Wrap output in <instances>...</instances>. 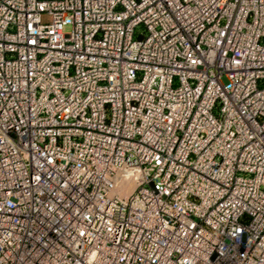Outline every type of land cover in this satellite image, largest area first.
<instances>
[{
	"label": "built area",
	"instance_id": "obj_1",
	"mask_svg": "<svg viewBox=\"0 0 264 264\" xmlns=\"http://www.w3.org/2000/svg\"><path fill=\"white\" fill-rule=\"evenodd\" d=\"M0 264H264V0H0Z\"/></svg>",
	"mask_w": 264,
	"mask_h": 264
},
{
	"label": "rangeland",
	"instance_id": "obj_2",
	"mask_svg": "<svg viewBox=\"0 0 264 264\" xmlns=\"http://www.w3.org/2000/svg\"><path fill=\"white\" fill-rule=\"evenodd\" d=\"M40 21L42 24H47V23H49V17L46 15H42L40 18ZM62 30H63V32H66V31H68V27H64Z\"/></svg>",
	"mask_w": 264,
	"mask_h": 264
},
{
	"label": "bare ground",
	"instance_id": "obj_3",
	"mask_svg": "<svg viewBox=\"0 0 264 264\" xmlns=\"http://www.w3.org/2000/svg\"><path fill=\"white\" fill-rule=\"evenodd\" d=\"M125 189V188H124Z\"/></svg>",
	"mask_w": 264,
	"mask_h": 264
}]
</instances>
